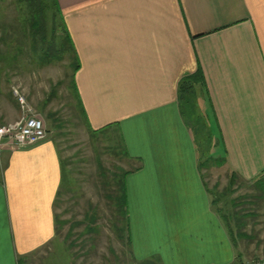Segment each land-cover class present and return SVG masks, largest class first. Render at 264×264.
<instances>
[{"label":"crops","instance_id":"obj_1","mask_svg":"<svg viewBox=\"0 0 264 264\" xmlns=\"http://www.w3.org/2000/svg\"><path fill=\"white\" fill-rule=\"evenodd\" d=\"M71 46L72 85L88 131L118 138L130 252L139 262L231 264L234 248L181 115L179 82L197 97L223 170L264 176V0H55ZM0 264H28L55 238L61 157L45 138L6 150Z\"/></svg>","mask_w":264,"mask_h":264},{"label":"rangeland","instance_id":"obj_2","mask_svg":"<svg viewBox=\"0 0 264 264\" xmlns=\"http://www.w3.org/2000/svg\"><path fill=\"white\" fill-rule=\"evenodd\" d=\"M23 11L16 0H0V128L22 117L23 99L43 121L46 138L55 142L61 160L67 162L66 170L72 173L71 189L53 207L57 234L28 264H148L133 259L125 241V215L106 197L114 188L110 178L117 174L120 179L121 172L130 168L124 164L121 145L112 131L92 135L87 129L73 92L75 60L61 22L58 18L53 22L51 11L47 12L45 43L41 33L32 40ZM9 143L7 138L0 141V174L4 152L13 150ZM221 158L214 154L201 173L225 230L232 233L234 254L244 264L264 255V194L254 181L237 180L229 188L230 177ZM90 213L95 215L91 232ZM240 221L243 228L237 230Z\"/></svg>","mask_w":264,"mask_h":264},{"label":"trees","instance_id":"obj_3","mask_svg":"<svg viewBox=\"0 0 264 264\" xmlns=\"http://www.w3.org/2000/svg\"><path fill=\"white\" fill-rule=\"evenodd\" d=\"M16 4L19 7L20 11L21 9L24 10L23 12L25 13V21L28 23V28L32 32V40L35 39V36L37 33H41V40L43 39V42L45 43L46 37L44 35V29H45V24L47 20V12L51 11L52 14V21L54 22L57 18L61 22V27L64 33V38L68 42V38L65 35L64 28L62 25V20L58 12V8L56 5L55 0H16ZM53 30V28H52ZM69 44V43H68ZM70 49L71 46L69 45ZM75 71V64L73 66V73ZM203 76L199 70H197L195 73L191 75H187L181 79L179 82V106L181 110V115L187 125L191 128L193 131V135L195 138V143L198 148V152L201 154V157L199 155V167L200 169L202 168L203 165L209 163L212 159V148L214 147L215 143L213 142L212 135L209 131L207 121L205 117L198 115L197 114V97L199 91L203 89ZM73 87V85H72ZM74 92V88H73ZM211 143V145H210ZM210 145V147H209ZM207 146V148H205ZM205 155V156H204ZM222 160L224 156H221ZM203 161V162H202ZM216 163V162H215ZM217 165V164H215ZM67 162H63L61 160V181L59 185V189L57 191L55 201H54V207L57 204V202L60 200V196L66 192L65 190L71 189V182L72 178H70V174H72L70 171L68 172L66 170L67 168ZM100 170V175H102V168L99 166L98 168ZM127 171L121 172L120 179L117 177V174L113 175L110 179L113 181L112 186L114 185L113 191L111 192L112 194L110 196H106L107 199L112 203H115V205H118L119 209L122 212V215H125V219L127 220V207H126V200H125V190H124V177L127 175ZM260 180V179H259ZM262 182L257 181V185L260 186V189L263 190L264 194V176L261 178ZM237 179L234 177L232 174L230 176V181H229V188H232L235 186ZM213 206H215L214 200L212 201ZM88 215V214H86ZM86 219L88 218L85 216ZM222 221H223V217ZM55 219V235L57 234L58 231V221L56 216L54 215ZM242 221V219H240ZM225 225L228 227L227 220L224 218ZM238 223V226L236 227L237 230H241L243 222ZM89 230L88 231H94L91 228V225H94L95 222V215L94 213H90V219L87 220ZM128 222V221H127ZM230 222V221H229ZM118 224V221L115 222ZM241 224V225H240ZM232 235L230 232L229 235ZM239 234V233H237ZM230 235V237H231ZM126 243H128V246H130V241L129 237L127 236L125 238ZM232 241V240H231ZM233 242V241H232ZM234 244V243H233ZM239 255L235 256V261H233L232 264H241V261L239 260ZM153 261H145L141 263H148V264H153L150 263ZM156 264H159L156 262Z\"/></svg>","mask_w":264,"mask_h":264},{"label":"built area","instance_id":"obj_4","mask_svg":"<svg viewBox=\"0 0 264 264\" xmlns=\"http://www.w3.org/2000/svg\"><path fill=\"white\" fill-rule=\"evenodd\" d=\"M22 117L14 124L0 128V141L3 138L10 140L13 149H24L34 146L46 138L43 121L20 100ZM244 264H264V255L244 262Z\"/></svg>","mask_w":264,"mask_h":264}]
</instances>
